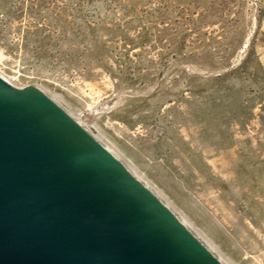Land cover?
<instances>
[{
  "label": "rangeland",
  "instance_id": "1",
  "mask_svg": "<svg viewBox=\"0 0 264 264\" xmlns=\"http://www.w3.org/2000/svg\"><path fill=\"white\" fill-rule=\"evenodd\" d=\"M0 70L59 97L232 263L264 264V0H0Z\"/></svg>",
  "mask_w": 264,
  "mask_h": 264
},
{
  "label": "water",
  "instance_id": "2",
  "mask_svg": "<svg viewBox=\"0 0 264 264\" xmlns=\"http://www.w3.org/2000/svg\"><path fill=\"white\" fill-rule=\"evenodd\" d=\"M0 264H226L34 84L0 74Z\"/></svg>",
  "mask_w": 264,
  "mask_h": 264
},
{
  "label": "bare ground",
  "instance_id": "3",
  "mask_svg": "<svg viewBox=\"0 0 264 264\" xmlns=\"http://www.w3.org/2000/svg\"><path fill=\"white\" fill-rule=\"evenodd\" d=\"M0 74L2 76H4L5 78H7L9 81H11L12 83H14L11 78L7 77L1 70H0ZM42 89V88H41ZM44 89V88H43ZM45 91V90H44ZM47 91V90H46ZM49 95H51L54 99H56L59 103L63 104L60 101V98L57 97L55 94H52L50 92H48ZM66 108V107H65ZM67 109V108H66ZM68 110V109H67ZM69 111V110H68ZM70 112V111H69ZM72 112V111H71ZM70 112V113H71ZM74 115V117L76 119H78L83 125H85V127H87L100 141H102L113 153H115L121 160H123V162L145 183L147 184L151 189H153V191H155V193H157V195H159V197H161L165 203H167L176 213L177 215L195 232V234L222 260L224 261L226 264H234L232 263L228 258H226L220 251L219 249L215 246V244L210 241L207 237H205L198 229H196L194 227V225L183 215L181 214L179 211H177L175 209V207L172 205V203L167 199V197L163 194V192H161L157 187L153 186L146 178L144 175L140 174L137 170L136 167H134L131 163H129L128 161H126L125 158H123L122 154L119 153V151L116 150V148H114L113 146H111L110 144H108V142H105L102 137L99 134L94 133L88 126V124L84 121L83 117H80L78 115H76L75 113H71ZM234 262V261H233Z\"/></svg>",
  "mask_w": 264,
  "mask_h": 264
}]
</instances>
